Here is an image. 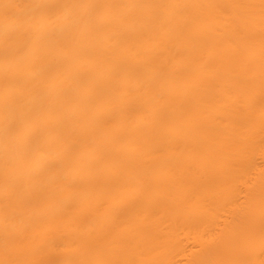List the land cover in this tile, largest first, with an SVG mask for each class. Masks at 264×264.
Returning a JSON list of instances; mask_svg holds the SVG:
<instances>
[{
  "label": "bare ground",
  "instance_id": "bare-ground-1",
  "mask_svg": "<svg viewBox=\"0 0 264 264\" xmlns=\"http://www.w3.org/2000/svg\"><path fill=\"white\" fill-rule=\"evenodd\" d=\"M0 264H264V0H0Z\"/></svg>",
  "mask_w": 264,
  "mask_h": 264
}]
</instances>
